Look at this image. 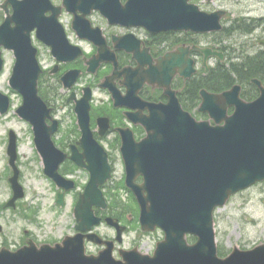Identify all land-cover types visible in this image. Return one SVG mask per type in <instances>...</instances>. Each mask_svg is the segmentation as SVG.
I'll return each instance as SVG.
<instances>
[{"label":"water","instance_id":"water-1","mask_svg":"<svg viewBox=\"0 0 264 264\" xmlns=\"http://www.w3.org/2000/svg\"><path fill=\"white\" fill-rule=\"evenodd\" d=\"M47 1L8 0L6 5L15 6V12L0 28V45L15 50L17 62L11 85L25 98L18 114L36 127V141L44 158L45 173L59 187L70 190L73 184L58 174L59 165L66 157L53 149L50 142L52 130L44 126L49 111L37 95L39 71L34 55L29 53L30 33L35 28H38L41 37L51 38L48 35L50 33H47L50 26L43 25L47 22L44 20V11H49L51 7ZM97 2L64 0V6L75 15L82 11L83 15L77 16V19L80 17L83 21V17L89 14V11L84 10L86 6L98 8ZM133 4L134 0L126 8ZM37 8L39 12H34ZM58 14L59 10H56L54 16ZM124 14L120 12L119 16ZM13 22L17 24L15 29L10 27ZM54 29L57 30V26ZM83 33L81 38L93 41L100 47L99 54L93 57L91 63L99 66L109 61L101 36L94 39L86 31L83 30ZM52 45L60 60L67 49L72 51V59L81 54L79 49L69 46L67 42ZM79 74V71L69 72L63 79L66 87H71L73 79L76 81ZM254 82L259 86L261 95L251 103L240 99L237 86L219 96L204 95V103L219 104L215 118L218 123L225 121L224 126L214 128L205 123H196L171 94L170 104L149 107L151 115L142 123L148 131L146 139L136 143L131 136L124 137L122 152L126 161L128 186L135 193L141 208L142 230L154 232L159 228L165 235L153 257L134 250L129 254L122 253L125 263L117 261L113 257L114 242L104 241L96 234H79L55 247L45 245L38 249L32 244L15 254L0 253V264H264V244L248 251L236 247L228 257L221 258L214 220L215 210L224 207L231 196L264 181V86L259 81ZM90 98L91 91L87 89L85 98L78 104L83 130L80 144L85 153H75L72 157L78 164H83V159L87 158L90 163L88 168L92 172L91 181L75 210L77 228L81 232L90 231L101 222L100 218L95 217L93 207H106L99 185L109 177L110 172L106 164L107 156L89 129ZM230 106L236 108L231 117L227 116ZM8 108L9 101L0 100L1 112H7ZM100 123L106 124L101 129L103 134L105 128L108 129V121L100 120ZM9 153L11 164L15 167L17 155L14 134ZM139 176L144 177V183L140 185L135 184ZM18 179L19 171L15 167V175L11 179L14 198L10 204L24 197ZM63 197L64 194H60L59 203L62 205ZM107 223L117 228L118 240L121 242L125 228L111 218L107 219ZM188 236L196 237L197 241L189 244ZM85 238L98 245H106L107 249L101 251L98 257L86 256Z\"/></svg>","mask_w":264,"mask_h":264},{"label":"flooded vegetation","instance_id":"flooded-vegetation-1","mask_svg":"<svg viewBox=\"0 0 264 264\" xmlns=\"http://www.w3.org/2000/svg\"><path fill=\"white\" fill-rule=\"evenodd\" d=\"M51 1L57 6L61 20H66L68 14L71 16V21L70 25L62 22L64 32L59 29L53 31L50 43L59 44L68 37L73 44L81 46L84 50L81 56L72 59L73 53L67 49L60 60L53 46L46 45L37 37L33 39L37 60L41 66L39 89L52 110L53 120L58 123V130L53 140L57 148L69 156L74 152L72 149L76 145L78 150H81L78 143L83 134L78 101L84 97L87 87L92 90L98 88L99 92L108 97L106 102L94 106L93 96L89 112L90 127L100 143L117 152L118 149L121 152L123 144L118 129H128L133 134V138L142 140L147 132L141 125V120L150 117L149 107L152 104L167 105L171 94H174L175 99H179L186 110L199 114L201 91L206 89L210 92H224L227 74L230 78L239 79L238 83L243 87L244 99L252 101L256 98L255 94L258 90L251 84L250 79L248 82L247 79L240 78L237 75L239 69L235 68L247 61L249 50L250 53L258 48L264 50V39H259L262 31L260 26L264 23V18L260 20L257 28L253 27L252 21L246 22L247 26L253 27L247 35L238 33L237 28L240 26L230 19L226 8H211L216 1L134 0V4L126 8L132 0H106V2L98 0V8L89 6L84 9L89 11V14L83 17V21L80 17L77 19L82 12H77V16L67 12L63 0ZM6 2L7 0H0V25L7 19L6 9L9 11L8 14H13V6L6 5ZM199 10L206 14L221 12L220 24L224 26L223 32L199 31L202 23H208L209 28L216 24L214 18L201 17ZM120 12L125 14L119 16ZM51 15L52 12L47 13V16ZM246 18L252 17L246 16ZM48 23L54 26V23ZM96 28L99 29L98 32L94 30ZM83 30L91 34L94 39L101 36L107 48L109 61L99 66L91 63L93 57L99 54L100 47L93 41L81 38L84 35ZM71 35L75 40L71 39ZM245 35L247 36L243 48L234 49L229 44L231 41L236 44L237 37L239 36L241 40ZM257 38L258 44L255 42ZM83 44L91 47L90 53L85 51ZM41 48L46 51L48 56L46 59L41 56ZM206 50L212 55L222 54L224 60L219 57L211 59L207 56ZM45 60L52 64L50 68L44 66ZM92 69H96L94 74L90 73ZM71 71H80L81 75L77 81L73 79V86L67 89L63 79ZM233 72L235 75H232ZM188 74L190 76L186 77ZM200 82L204 85H200ZM228 82L230 83L231 79ZM114 93H116L115 101ZM228 113H234V109L230 108ZM199 116L204 120L208 119L207 114H199ZM105 118L109 122L110 129L105 128L106 132L101 136V129L106 124L100 123V120ZM49 124L51 125L52 122ZM66 165H63L65 172L68 171ZM6 172L5 179L9 185L11 175L7 169ZM72 177L78 185L75 176ZM21 181H23L22 176ZM9 196H12L11 189ZM76 199L77 195H75ZM18 209L23 213V203H15L11 210ZM2 232L3 228L0 226V234ZM30 241L38 243L39 239L28 231L15 239L10 234L1 241L0 249L17 251Z\"/></svg>","mask_w":264,"mask_h":264},{"label":"rangeland","instance_id":"rangeland-1","mask_svg":"<svg viewBox=\"0 0 264 264\" xmlns=\"http://www.w3.org/2000/svg\"><path fill=\"white\" fill-rule=\"evenodd\" d=\"M214 7L226 8L230 19H243L246 16L258 20L264 18V0H217L211 8ZM66 17L67 19H63L62 22L70 25L71 16L66 14ZM68 20L69 22H67ZM260 36L259 39H263L264 28H262ZM70 37L75 40L73 35ZM237 38L239 41V37ZM83 46L87 53L91 52L90 46L86 44ZM41 56L45 59L48 57L43 48H41ZM13 64V55L6 53V68L0 76V89L12 98V107L6 117L0 116V202L5 203L10 198V189L5 179L7 176L5 168L8 167L7 135L11 129L15 130L19 136V166L27 197L21 202L23 203V213L20 209L11 211L0 209V226L3 228V232L0 234V243L10 234L15 239L26 231L32 236H37L42 243L57 242L63 235L73 232L75 195L78 196V193L83 191V186L88 182V175L85 172H78L74 177L79 183L77 190L67 197L66 207L57 206L55 202L58 190L43 173L41 159L34 146L32 129L16 113L22 100L9 86ZM51 65L50 61H44L46 68H50ZM94 96V106L106 102L108 98L98 89H95ZM124 174L123 165L119 160L115 179L124 182ZM119 194L121 201L113 200L114 206L111 212L116 217L122 215L120 220L123 225L128 227L122 247L132 249L138 246L141 252L152 254L156 244L163 239V234L161 232L153 234L141 232L138 212H136L132 200H126L127 197L121 192ZM121 205H125L123 210L125 215L117 210V207H121ZM215 223L217 243L223 255L231 253L235 247L252 249L264 243V182L237 194L225 207L218 209L215 213ZM99 231L102 235L111 238L115 236V231L106 225L101 226ZM90 251L95 253L97 249L91 246Z\"/></svg>","mask_w":264,"mask_h":264},{"label":"trees","instance_id":"trees-1","mask_svg":"<svg viewBox=\"0 0 264 264\" xmlns=\"http://www.w3.org/2000/svg\"><path fill=\"white\" fill-rule=\"evenodd\" d=\"M235 69H239L237 72V75L242 79H247V81L251 77H260L264 81V53L259 54L256 57L250 58L248 61L239 64ZM231 79V82L229 83L228 80ZM226 85L231 84L233 81V78H230L229 76L225 77ZM200 85H204L203 82H200ZM225 85V86H226ZM191 90H193L192 87H190Z\"/></svg>","mask_w":264,"mask_h":264},{"label":"bare ground","instance_id":"bare-ground-1","mask_svg":"<svg viewBox=\"0 0 264 264\" xmlns=\"http://www.w3.org/2000/svg\"><path fill=\"white\" fill-rule=\"evenodd\" d=\"M239 33V32H238ZM239 37V36H238ZM168 102V101H167Z\"/></svg>","mask_w":264,"mask_h":264}]
</instances>
